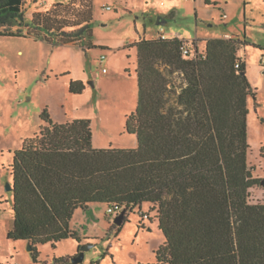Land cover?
I'll return each mask as SVG.
<instances>
[{
	"label": "trees",
	"instance_id": "obj_1",
	"mask_svg": "<svg viewBox=\"0 0 264 264\" xmlns=\"http://www.w3.org/2000/svg\"><path fill=\"white\" fill-rule=\"evenodd\" d=\"M24 2L0 0V36L94 47L92 0H57L29 21ZM14 21L20 27L8 29ZM249 44L258 47L245 35L205 39L202 49L196 40L166 35L130 43L138 89L125 130L135 136L134 148L94 147L89 118L57 122L44 109L46 124L9 165L8 238L29 242L36 261L37 244L73 238L78 249L89 245L70 225L77 209L114 205L124 222L147 202L164 238L155 249L158 264H264V203L249 200L258 178L247 162V101L256 92L238 55ZM85 87L71 80L69 91ZM112 225L116 236L121 224ZM72 256H55L52 264H74Z\"/></svg>",
	"mask_w": 264,
	"mask_h": 264
},
{
	"label": "rangeland",
	"instance_id": "obj_2",
	"mask_svg": "<svg viewBox=\"0 0 264 264\" xmlns=\"http://www.w3.org/2000/svg\"><path fill=\"white\" fill-rule=\"evenodd\" d=\"M56 1L25 0V20L29 21L35 11H46ZM92 1L94 47L0 36L1 264H52L55 256H74L79 242L73 238L61 240L55 247L37 244L36 261L27 241L8 238L13 224L12 191L6 190V184H12L9 165L22 142L46 124L41 118L44 109L57 122L89 118L94 147H136V138L126 132L125 121L137 104L138 89L137 49L129 44L140 37L154 38L164 33L196 40L198 49H202L205 39L245 35L258 45L241 47L239 53L246 60L248 78L256 92L247 101V162L258 178L249 200L264 203V0H211L216 4H205L204 0ZM19 27L14 21L8 29ZM102 54L106 56L102 65L107 72L100 64ZM77 79L86 87L79 94L71 93L70 81ZM106 209L105 203H93L73 214L71 227L85 234L83 242L91 245L83 264H158L155 249L164 238L153 207L149 210L147 202L135 206L116 236L112 225L115 214H107ZM148 211L150 219L140 217L141 212Z\"/></svg>",
	"mask_w": 264,
	"mask_h": 264
},
{
	"label": "water",
	"instance_id": "obj_3",
	"mask_svg": "<svg viewBox=\"0 0 264 264\" xmlns=\"http://www.w3.org/2000/svg\"><path fill=\"white\" fill-rule=\"evenodd\" d=\"M159 23V21H158ZM263 183V182H262ZM13 186L12 184H10L9 182L6 184V190H11L12 191ZM124 217V212H120L118 215L115 216L114 218V222L116 224H121L122 220ZM91 247V245H84V246H80L78 249V252L76 255L71 257V262L74 264H79V263H83L84 257H85V252ZM28 249L31 250V246L28 242ZM1 264V263H0Z\"/></svg>",
	"mask_w": 264,
	"mask_h": 264
},
{
	"label": "built area",
	"instance_id": "obj_4",
	"mask_svg": "<svg viewBox=\"0 0 264 264\" xmlns=\"http://www.w3.org/2000/svg\"><path fill=\"white\" fill-rule=\"evenodd\" d=\"M107 8H109V6L107 7ZM226 15H224V17H225ZM162 37H164L165 36V34L164 33H161L160 34ZM187 52V49H185L184 48V53H186ZM106 59V56L104 55V54H102L101 56H100V58H99V60H100V64H101V66H102V71L103 72H107V68L105 67V66H103L102 65V63L104 62V60ZM239 63L240 62H236V64H235V66L236 67H239ZM261 63H262V65H264V57H262V59H261ZM106 213L107 214H115V216L116 215H118L120 212H119V208H117L116 206H114V205H108L107 206V209H106ZM144 217H147V214L146 213H144V216H143V218Z\"/></svg>",
	"mask_w": 264,
	"mask_h": 264
},
{
	"label": "crops",
	"instance_id": "obj_5",
	"mask_svg": "<svg viewBox=\"0 0 264 264\" xmlns=\"http://www.w3.org/2000/svg\"><path fill=\"white\" fill-rule=\"evenodd\" d=\"M210 1H211V0H210ZM204 3H205V2H204ZM205 4H206V3H205ZM222 37H231V36H230V35H223ZM238 55L241 56L240 53H239V51H238ZM241 57H242V59H243V60L245 61V63H246L245 58H244L243 56H241ZM246 68H247V64H246ZM247 76H248V74H247ZM84 235H85V234H83V236H84ZM77 250H78V249H77ZM76 252H77V251H76ZM76 252H75V253H76ZM75 253H74V254H75Z\"/></svg>",
	"mask_w": 264,
	"mask_h": 264
}]
</instances>
